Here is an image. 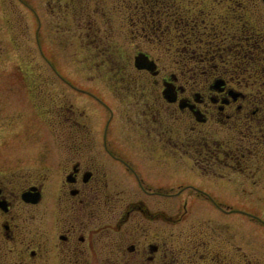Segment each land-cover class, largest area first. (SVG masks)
<instances>
[{"label": "flooded vegetation", "instance_id": "obj_1", "mask_svg": "<svg viewBox=\"0 0 264 264\" xmlns=\"http://www.w3.org/2000/svg\"><path fill=\"white\" fill-rule=\"evenodd\" d=\"M121 2L129 56L113 37L95 38L93 72L122 106L72 85L108 110L103 131L81 120L87 111L66 106L67 148L24 163L0 155V264H258L240 244L216 249L207 234L174 245L179 235L151 232L143 217L147 200L168 197L158 174L168 157L264 193V0ZM119 109L140 141L127 155L111 134ZM119 184L135 194L126 199ZM250 216L264 239V214Z\"/></svg>", "mask_w": 264, "mask_h": 264}, {"label": "rangeland", "instance_id": "obj_2", "mask_svg": "<svg viewBox=\"0 0 264 264\" xmlns=\"http://www.w3.org/2000/svg\"><path fill=\"white\" fill-rule=\"evenodd\" d=\"M119 6H123L121 0H0V155L9 153L14 161L24 163L58 145L67 148L72 131L63 118L66 106L87 111L90 115L81 120L94 128V134L103 131L108 110L94 99L82 97L83 93L75 94L73 86L99 95L116 110L122 106L111 93L109 80L93 72L95 38L113 37L119 52L129 56L127 13ZM116 118V129L111 133L116 142H112L127 155L130 148H140V141L130 134L122 109ZM145 165L141 170L148 174ZM117 172L118 179L125 181L124 172ZM158 174L164 177L161 190L168 197L147 200V216L143 218L151 232L158 227L167 234L174 232L180 236L173 240L174 245L207 234L216 249L224 246L232 250V245L240 244L248 257L264 264V239L250 216L264 214V200H256L259 194L264 196L259 187L243 184L239 178L235 182L211 175L190 161L178 162L171 157ZM120 184L115 192H123L120 194L126 199L135 194L134 186L129 189ZM190 184L219 202L230 200L231 204L204 201L189 189ZM152 187L150 190H155ZM219 207L235 213L225 214ZM239 212L247 215L238 216ZM133 213L140 219L137 208Z\"/></svg>", "mask_w": 264, "mask_h": 264}, {"label": "bare ground", "instance_id": "obj_3", "mask_svg": "<svg viewBox=\"0 0 264 264\" xmlns=\"http://www.w3.org/2000/svg\"><path fill=\"white\" fill-rule=\"evenodd\" d=\"M83 96H86L87 98H89V96H88V95H84V94H83V95H82V97H83Z\"/></svg>", "mask_w": 264, "mask_h": 264}]
</instances>
